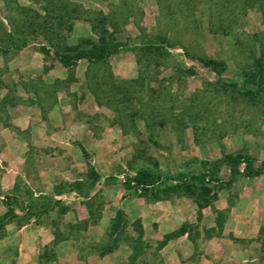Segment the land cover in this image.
<instances>
[{
    "label": "rangeland",
    "instance_id": "rangeland-1",
    "mask_svg": "<svg viewBox=\"0 0 264 264\" xmlns=\"http://www.w3.org/2000/svg\"><path fill=\"white\" fill-rule=\"evenodd\" d=\"M101 31L121 45L107 61L58 60ZM19 36L28 45L16 49ZM260 54L264 0H0V217L2 195L15 203L0 264H164L169 240L220 237L237 207L263 214L264 234V173L227 185L223 167L207 195L179 179L226 153L264 162V92L240 91ZM209 59L225 63L221 76ZM25 119L33 132L14 122ZM138 170L173 179L126 187ZM118 210L126 224L113 230Z\"/></svg>",
    "mask_w": 264,
    "mask_h": 264
},
{
    "label": "trees",
    "instance_id": "trees-1",
    "mask_svg": "<svg viewBox=\"0 0 264 264\" xmlns=\"http://www.w3.org/2000/svg\"><path fill=\"white\" fill-rule=\"evenodd\" d=\"M83 43L85 47L79 46L77 48H70L69 51L65 53H59L58 51H56L58 60L66 67L74 66L80 60H86L91 66L107 61L108 58L116 53L121 46L112 38L108 40L104 31L98 33V37L95 42L89 39H84ZM27 45L28 41L23 36H19L17 43L13 44L16 49L23 48ZM142 48L151 53H159L161 50L160 46L149 41L145 42ZM40 51L44 54L48 53V49L44 46L40 48ZM205 63L207 66L212 68L219 76L224 73L225 63L223 61L209 59ZM263 65L264 55L260 54V56L255 59V70L251 80L248 82L246 81L240 88L242 94L248 97L251 101H255L257 97L261 96V94L264 92ZM249 84L252 87H248ZM95 99L97 102L99 101L98 97H95ZM80 150L84 158L87 160V151L83 147H80ZM256 162V158L249 154L226 153L222 155V157L211 161H200L199 165L201 171H199L198 173L181 176L179 179L181 180V183H184L185 180H190L196 190H199L204 195H207L211 192V188L208 187L207 184L217 182L219 180V175L223 167H225L228 171V179L226 181V184L231 185L239 177H256L263 174L264 162H261L258 166H255ZM171 179L173 178L167 177L159 171L152 172L150 170H138L133 176L129 177L125 181L124 185L126 187H134L138 189H147L150 187L160 188L161 186L167 185V182ZM75 184L80 185V183ZM1 202L2 205L6 208V212L2 217H0V232L5 227L6 223L15 216V203L13 202L12 196L8 194L2 195ZM49 202H51V200ZM120 224L125 225L126 219L124 218V213L121 210H118L116 212L115 218L112 221V229H117ZM183 232L184 231L182 230L181 233Z\"/></svg>",
    "mask_w": 264,
    "mask_h": 264
},
{
    "label": "crops",
    "instance_id": "crops-1",
    "mask_svg": "<svg viewBox=\"0 0 264 264\" xmlns=\"http://www.w3.org/2000/svg\"><path fill=\"white\" fill-rule=\"evenodd\" d=\"M14 122L17 126H20L21 129L27 128L28 125H30L31 131L33 132L34 127L31 121L25 119L24 123L21 124L17 123V121ZM15 144L16 143H13L14 147L16 146L15 148L18 149L16 153L21 155L19 159L24 161L22 156L25 149L20 146L21 150H19ZM33 144L37 147L43 146V144H40L37 140H34ZM10 158L12 159V157ZM7 174L8 173L4 174V179ZM9 177L8 175V178ZM4 179L2 178L1 180L2 186L5 189L12 188L13 183L11 180H8L7 184L4 183ZM11 179L14 180L15 175H13ZM237 208L240 210L241 207ZM237 208L231 211L228 220L224 224L220 237H213L207 241L198 239L195 244L188 241L183 236L175 240H169L167 244L164 245V248L159 251L164 260V264H264V247L262 246L264 234L260 232V216L263 214L244 217L245 215H240V213L237 212ZM253 216L254 218H252ZM142 223L144 225L143 220ZM206 224V227L214 226L212 222H207ZM228 234H231L235 239L231 240V238H228V236H226ZM244 238H248V241L244 242V240H240ZM250 246H253L254 249ZM92 259V264H104L105 257L96 258L94 256ZM146 262L147 264H155L150 259H147Z\"/></svg>",
    "mask_w": 264,
    "mask_h": 264
}]
</instances>
